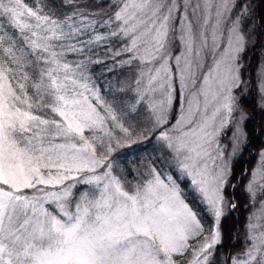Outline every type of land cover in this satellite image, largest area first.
Here are the masks:
<instances>
[{
  "label": "snow or ice",
  "instance_id": "snow-or-ice-1",
  "mask_svg": "<svg viewBox=\"0 0 264 264\" xmlns=\"http://www.w3.org/2000/svg\"><path fill=\"white\" fill-rule=\"evenodd\" d=\"M253 102L264 0H0V264H264Z\"/></svg>",
  "mask_w": 264,
  "mask_h": 264
},
{
  "label": "trees",
  "instance_id": "trees-1",
  "mask_svg": "<svg viewBox=\"0 0 264 264\" xmlns=\"http://www.w3.org/2000/svg\"><path fill=\"white\" fill-rule=\"evenodd\" d=\"M26 2L31 3V0H26ZM255 109V103L253 102L250 107H249V113L251 115V123L249 124V131H251L253 126L256 127H260L261 125H264V113H259L257 111H254ZM257 142L254 141L253 142V148L251 152L245 153L242 161L239 164H236L234 167V171L236 173H242L244 171H249L251 172V170L254 167V163L256 161L257 156L255 155V153L258 151V149L255 147V144ZM247 179V178H246ZM238 196V200L241 203H247L246 198H242L239 196V193L237 194ZM252 212V207H249L248 209L245 208H240L239 211L236 213V218L243 222L244 217L249 215V213ZM240 230V226L237 225L236 228H233L232 231L236 232Z\"/></svg>",
  "mask_w": 264,
  "mask_h": 264
},
{
  "label": "rangeland",
  "instance_id": "rangeland-1",
  "mask_svg": "<svg viewBox=\"0 0 264 264\" xmlns=\"http://www.w3.org/2000/svg\"><path fill=\"white\" fill-rule=\"evenodd\" d=\"M250 95H252V96H254L255 95V90L253 89V92L252 93H250ZM257 164H258V157L256 158V161H255V163H254V167H253V169L257 166ZM252 169V170H253ZM252 211H254V209L252 208Z\"/></svg>",
  "mask_w": 264,
  "mask_h": 264
}]
</instances>
